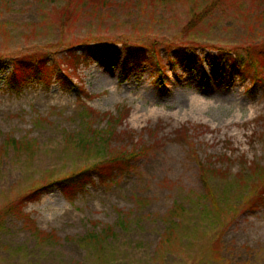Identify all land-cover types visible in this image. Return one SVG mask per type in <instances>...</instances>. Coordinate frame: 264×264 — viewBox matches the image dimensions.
Returning a JSON list of instances; mask_svg holds the SVG:
<instances>
[{
  "label": "rangeland",
  "instance_id": "rangeland-1",
  "mask_svg": "<svg viewBox=\"0 0 264 264\" xmlns=\"http://www.w3.org/2000/svg\"><path fill=\"white\" fill-rule=\"evenodd\" d=\"M260 51L264 0H0V264H264ZM34 53L50 78L15 93Z\"/></svg>",
  "mask_w": 264,
  "mask_h": 264
},
{
  "label": "trees",
  "instance_id": "trees-1",
  "mask_svg": "<svg viewBox=\"0 0 264 264\" xmlns=\"http://www.w3.org/2000/svg\"><path fill=\"white\" fill-rule=\"evenodd\" d=\"M226 1L227 0H222V3ZM102 2V5H104V1ZM125 49L127 53L128 63H130L131 66L137 64L138 59H140L144 53V48L140 45H131L129 43H125ZM250 55L251 54H249L248 57H250ZM73 57L74 56H72V58ZM230 60H232V58H230ZM50 62L51 61L48 55L37 53L18 58L13 65V74L7 78V84L10 86L12 91H14L15 93H20L21 89L25 85H27V83H29L33 78L38 81L50 78ZM255 62L257 64L260 63L261 66L264 63V54L261 51L255 55ZM72 63L75 64L74 68H78L79 65H81L77 60L75 62L72 61ZM3 64V61L0 60V72L3 70ZM54 75L55 77L58 76V78L61 79L62 82L68 84L71 88L73 87L76 90L81 89V87L77 86L73 81L69 80V75L67 73L55 70ZM256 86L257 84L255 83L254 88ZM92 130H96V128L92 127L91 130L87 131L86 137H88L90 134H93ZM7 141H9V143L11 144L16 145H21L22 142H25L16 140L14 138H11ZM189 144L191 147H193V143L190 141V138ZM136 152L137 153H134V155H132V152L129 151V153H122V157L109 158L104 162L103 165L101 164L100 166L94 167L93 169L83 170L75 173L72 176L57 181L56 183H54V185L59 188L66 196H69L72 194V191L76 192L82 188H86L89 184V181L94 176H98L100 180L104 182V184L112 182L114 181L116 176L114 173L115 171L120 170L123 175H126L129 169H133L134 161L140 156L138 149ZM39 192L40 191L37 192V196L38 194H40ZM107 230H111L112 232H114L112 228H109ZM101 232L93 230L87 235V237L91 239H97L99 238V233ZM114 234L116 235L115 232ZM108 239L110 240L112 239V237H108Z\"/></svg>",
  "mask_w": 264,
  "mask_h": 264
},
{
  "label": "bare ground",
  "instance_id": "bare-ground-1",
  "mask_svg": "<svg viewBox=\"0 0 264 264\" xmlns=\"http://www.w3.org/2000/svg\"><path fill=\"white\" fill-rule=\"evenodd\" d=\"M112 76H113V75H112ZM112 76H111V74L109 73V74H107L106 77H107V78H111Z\"/></svg>",
  "mask_w": 264,
  "mask_h": 264
}]
</instances>
